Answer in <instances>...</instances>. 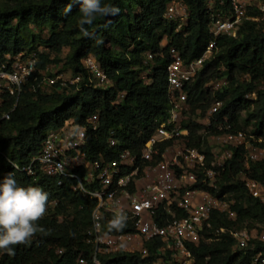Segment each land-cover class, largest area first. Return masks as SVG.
Segmentation results:
<instances>
[{
    "label": "trees",
    "instance_id": "obj_1",
    "mask_svg": "<svg viewBox=\"0 0 264 264\" xmlns=\"http://www.w3.org/2000/svg\"><path fill=\"white\" fill-rule=\"evenodd\" d=\"M172 1L105 0L118 7L120 13L98 17L88 28L94 36L84 37L78 28L79 6H74L67 16L63 13L69 0H0V65L7 55L38 51L43 45L49 52L41 50L39 54L41 71L52 67L59 74L70 78L79 75L83 79L80 90L58 83L48 94L26 93L12 119L0 130V179L14 172L21 186H38L49 193L46 213L37 221L41 230L28 242L15 246L14 254L0 250V264H78L80 257L89 259L92 256L95 246L88 240L94 229L93 212L97 203L74 192L70 181L59 185L57 179L38 170L35 179L29 178L9 162L21 168L29 166L40 154L50 131L62 128L70 120L84 126L87 118L95 114L100 115V126L88 137L89 160L101 157L107 161L118 160L126 151L140 158L144 144L168 120L169 47L179 49L187 62L201 58L211 42L209 2L212 1L217 9L223 1L225 8H229L228 0H182L191 17L187 36L183 37L175 32L174 23L161 18ZM96 38L104 43L97 45ZM165 39L169 44L162 48ZM65 49H69V53L61 59ZM147 53L155 55L154 72L148 74V83L141 78L149 67ZM89 56H93L107 73L112 86L105 89L85 86L88 73L83 61ZM39 78L42 81L43 75ZM218 80H226L228 85L217 92L206 87ZM188 93L191 105L186 124L190 130L188 145L204 151L209 161L207 137L202 138L203 127L192 117L200 112L205 114L216 100L224 102L218 114L221 122L227 118L234 132L252 128V135L257 140L262 139L264 147V23L245 21L237 38H218L214 55L205 62ZM249 94L256 98L246 99ZM112 136L118 141L115 147L109 146ZM165 149L166 146L162 151ZM244 153V149L234 150L233 158L218 181V188L211 189L216 197L234 202L232 210L237 218L213 214L212 228L204 231L198 246L191 247L193 264H252L255 256L262 254L264 257V242L254 240L240 250L231 235L245 228L264 232V206L252 198L239 178L240 172L245 171L248 177L263 181L264 159L251 163L246 169ZM177 216L183 214L178 212ZM114 218L111 214L103 217L104 234L135 231L129 222H124L122 228H113ZM157 221L162 223L159 218ZM221 229H225V233H221ZM147 247L150 257L146 259L140 254L121 253L112 260L104 258V261L152 264L159 257L156 252L162 243L156 241Z\"/></svg>",
    "mask_w": 264,
    "mask_h": 264
},
{
    "label": "built area",
    "instance_id": "obj_2",
    "mask_svg": "<svg viewBox=\"0 0 264 264\" xmlns=\"http://www.w3.org/2000/svg\"><path fill=\"white\" fill-rule=\"evenodd\" d=\"M228 3V9L223 1L217 9L212 1L208 4L211 42L201 58L187 62L179 49L169 47L168 120L144 144L140 158L126 151L118 160L107 161L104 157L89 160L86 152L88 137L100 126V115L95 114L87 118L84 126L70 120L62 128L50 131L40 154L29 166L21 168L15 164V170L29 178L35 179L38 170L57 179L59 185L70 181L74 192L97 203L93 212L94 229L88 240L95 249L89 259L80 257L78 264H116L104 261V258L112 260L113 256L121 253L140 254L146 259L150 257L148 244L156 241H160L162 247L157 250L159 257L152 264H193L191 247L198 246L204 231L212 228L213 214L237 218V213L232 210L234 202L216 197L211 189L218 188V181L233 158L234 150L244 149L246 169L251 163L263 160V140H257L255 135L245 131H232L227 118L221 122L218 114L224 102L220 100H216L205 113L206 130L202 138L213 133L207 137V142L213 138L216 145L210 148V161L204 151L188 145L190 130L186 127L191 112L188 91L205 62L214 55L218 38H237L245 21L264 23V0H228ZM161 18L174 23L176 33L187 36L191 17L184 1L170 2ZM168 44L169 40L165 39L162 48ZM40 53L41 50H36L7 55L6 61L0 65V130L12 119L26 93L48 94L58 83L80 90L83 79L79 75L70 78L56 73L52 67L41 71ZM154 60V54H146L149 67L141 78L147 83L150 82L148 74L154 72ZM83 62L88 73L86 87L105 89L112 86L109 76L93 56ZM40 74L43 75L42 81ZM227 85L228 81L218 80L206 87L217 92ZM245 98L256 97L249 94ZM117 144V139L112 136L109 146ZM165 146V151H162ZM174 147L177 154L169 158L168 152ZM239 178L252 198L264 206V180L252 179L245 171L240 172ZM142 181L144 184L140 185ZM178 212L183 216L178 217ZM106 214L115 217L123 214L125 222L132 223L135 231L104 234L102 219ZM158 218L162 223L157 221ZM220 232L225 233V229ZM231 235L240 250L246 249L254 240L264 242V232L256 229L245 228L231 232ZM58 252L62 253L61 250ZM252 264H264L263 255L255 256Z\"/></svg>",
    "mask_w": 264,
    "mask_h": 264
},
{
    "label": "clouds",
    "instance_id": "obj_3",
    "mask_svg": "<svg viewBox=\"0 0 264 264\" xmlns=\"http://www.w3.org/2000/svg\"><path fill=\"white\" fill-rule=\"evenodd\" d=\"M74 6H79V31L84 37H93L88 28L98 17H111L120 13V9L105 0H69L63 9L65 16L72 12ZM95 43L101 45L102 39L96 38ZM13 168L15 164L9 162ZM49 193L42 187H23L15 178L14 172H9L0 179V250L14 254L15 246L28 242L40 231L37 221L42 218L47 209ZM126 217L121 214L112 221L113 228H122Z\"/></svg>",
    "mask_w": 264,
    "mask_h": 264
},
{
    "label": "rangeland",
    "instance_id": "obj_4",
    "mask_svg": "<svg viewBox=\"0 0 264 264\" xmlns=\"http://www.w3.org/2000/svg\"><path fill=\"white\" fill-rule=\"evenodd\" d=\"M136 15L137 16H139L140 15V13H139V11H136ZM43 37H45V36H43ZM40 50H42V51H46V52H49V49L48 48H46L45 46H43V45H41L40 46ZM68 53H69V49H65L62 53H61V59H63V58H66V56L68 55ZM55 71H56V73H59V71L57 70V69H54ZM206 114H203V113H196V115H194L193 117H192V120H195L196 122H197V124L198 125H200V126H202L203 127V130L200 132V135H202V136H204V133H205V130H206ZM245 132L247 133V134H249V135H251V134H253L252 132H253V129L252 128H249V129H247V130H245ZM212 134L213 133H211L210 135L208 134L207 135V137H210V136H212ZM215 143V141H214V139L213 138H211V140H209L208 141V147L209 148H214V147H216V145L214 144ZM176 151H177V148L176 147H174V148H171L170 150H169V152H168V157L169 158H174L175 157V155L177 154L176 153ZM144 184V182L142 181L141 183H140V185H143Z\"/></svg>",
    "mask_w": 264,
    "mask_h": 264
}]
</instances>
